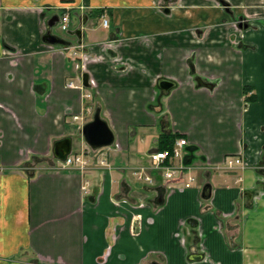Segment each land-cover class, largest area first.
I'll use <instances>...</instances> for the list:
<instances>
[{"label":"crops","instance_id":"obj_1","mask_svg":"<svg viewBox=\"0 0 264 264\" xmlns=\"http://www.w3.org/2000/svg\"><path fill=\"white\" fill-rule=\"evenodd\" d=\"M160 2L0 0V264H264V0ZM98 109L114 144L54 170ZM163 133L189 141L166 188L135 175Z\"/></svg>","mask_w":264,"mask_h":264},{"label":"built area","instance_id":"obj_2","mask_svg":"<svg viewBox=\"0 0 264 264\" xmlns=\"http://www.w3.org/2000/svg\"><path fill=\"white\" fill-rule=\"evenodd\" d=\"M103 24L105 27L108 26V21L104 20ZM70 26V15L65 14L61 20V28L63 31H68ZM70 84L69 87H73ZM90 97V95H88ZM189 142L185 138L178 139L171 150H156L149 154L150 165L138 167L135 171V175L139 181H142L150 186H164L167 183L174 181L184 175L190 166L185 163V151ZM90 157L86 156L85 153L80 155H71L66 160L58 161L57 165L54 167L55 170L65 171L71 169H79L85 171L89 168L91 164ZM99 163L102 167L110 170L112 166L107 163L106 159H99ZM239 159L228 157L225 161V167L232 169L235 165L240 164ZM153 172H158L163 177L162 184H156ZM195 181L194 177H190L189 181L185 183V188H190Z\"/></svg>","mask_w":264,"mask_h":264},{"label":"water","instance_id":"obj_3","mask_svg":"<svg viewBox=\"0 0 264 264\" xmlns=\"http://www.w3.org/2000/svg\"><path fill=\"white\" fill-rule=\"evenodd\" d=\"M52 26V23H50L49 27L51 28ZM45 41L52 45L68 46L70 44L65 39L56 35H52L50 31L47 33ZM84 81L87 85V76H85ZM160 86L164 90H170L174 86V84L168 80H165L161 82ZM82 135L86 143L94 150L109 147L115 142L114 133L111 130L108 122L102 118L100 109L96 111L93 120L85 124ZM72 142V138H66L57 141L54 144L53 148L55 157L60 160H65L67 156L72 152ZM261 172L264 173V170H261ZM211 194L212 187L210 184H207L203 190V197L205 199H209L211 197Z\"/></svg>","mask_w":264,"mask_h":264},{"label":"flooded vegetation","instance_id":"obj_4","mask_svg":"<svg viewBox=\"0 0 264 264\" xmlns=\"http://www.w3.org/2000/svg\"><path fill=\"white\" fill-rule=\"evenodd\" d=\"M161 2H160V5H159V8H161V9H163V11L165 12V13H169L170 11H171V6H173V4L174 3H177L179 0H169V1H166V0H160ZM223 4H225L226 5V2H224V1H221ZM219 4H221V3H219ZM227 9H230V6L227 4L226 6H225ZM67 13V12H66ZM65 14V13H64ZM235 28L236 29H238L239 31H244V30H248V31H250V30H253V29H255L256 27H254V25H252L251 27H250V25H249V23H248V21L245 19V18H242V19H240L238 22H236L235 23ZM245 36V35H244ZM244 36H242V37H244ZM197 81H200L201 82V84L203 85L204 84V82L201 80V79H198ZM171 82V81H170ZM173 83V82H172ZM174 84V83H173ZM174 86H175V84H174ZM173 86V87H174ZM172 87V88H173ZM171 88V89H172ZM164 92H169V90H164ZM261 170H264V167L261 169ZM211 197H212V194H211ZM210 197V198H211ZM209 198V199H210Z\"/></svg>","mask_w":264,"mask_h":264},{"label":"trees","instance_id":"obj_5","mask_svg":"<svg viewBox=\"0 0 264 264\" xmlns=\"http://www.w3.org/2000/svg\"><path fill=\"white\" fill-rule=\"evenodd\" d=\"M247 91V89H246ZM181 138V135H178V134H166V133H163L160 135L159 137V149L160 150H171L173 148V146L175 145V142ZM195 150L193 149V151L191 152L189 158L191 160L194 159V155H193V152Z\"/></svg>","mask_w":264,"mask_h":264},{"label":"rangeland","instance_id":"obj_6","mask_svg":"<svg viewBox=\"0 0 264 264\" xmlns=\"http://www.w3.org/2000/svg\"><path fill=\"white\" fill-rule=\"evenodd\" d=\"M256 11H259V9H256ZM259 23H257L256 25H258ZM57 32L59 33V34H62V36H66V37H70V35H68V33H66V32H63V31H61V30H57ZM242 32H240L239 31V37H240V34H241ZM245 33V32H244ZM257 33V32H256ZM245 35V34H244ZM241 38V37H240ZM258 41V42H257ZM255 42L258 44L259 42H262V40L261 39H259V40H255ZM77 138L75 137V140H74V146H73V149H72V152H76L77 150H78V146H77ZM202 179H204V178H202ZM201 182V178L200 179H197V181H195L193 184H199ZM204 182H205V179H204ZM204 187V186H203Z\"/></svg>","mask_w":264,"mask_h":264}]
</instances>
